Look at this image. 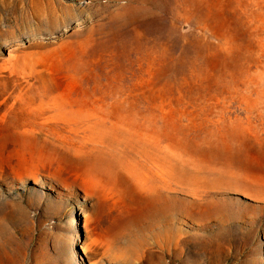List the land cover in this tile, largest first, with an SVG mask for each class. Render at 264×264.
Returning <instances> with one entry per match:
<instances>
[{
  "label": "rangeland",
  "instance_id": "374dc122",
  "mask_svg": "<svg viewBox=\"0 0 264 264\" xmlns=\"http://www.w3.org/2000/svg\"><path fill=\"white\" fill-rule=\"evenodd\" d=\"M0 264H264V0H0Z\"/></svg>",
  "mask_w": 264,
  "mask_h": 264
},
{
  "label": "bare ground",
  "instance_id": "6f19581e",
  "mask_svg": "<svg viewBox=\"0 0 264 264\" xmlns=\"http://www.w3.org/2000/svg\"><path fill=\"white\" fill-rule=\"evenodd\" d=\"M139 26H141V25H139ZM152 26H153L154 30H157L156 27L158 26V23L154 20V21H152Z\"/></svg>",
  "mask_w": 264,
  "mask_h": 264
}]
</instances>
